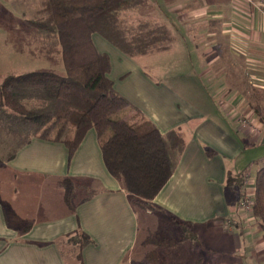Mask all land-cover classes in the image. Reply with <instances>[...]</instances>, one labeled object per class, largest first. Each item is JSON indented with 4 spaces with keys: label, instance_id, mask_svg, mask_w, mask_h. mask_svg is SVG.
Masks as SVG:
<instances>
[{
    "label": "crops",
    "instance_id": "obj_1",
    "mask_svg": "<svg viewBox=\"0 0 264 264\" xmlns=\"http://www.w3.org/2000/svg\"><path fill=\"white\" fill-rule=\"evenodd\" d=\"M30 1L35 0L24 6ZM39 1L35 13L44 0ZM163 1L173 40L167 49L152 53L174 49L175 24L191 28L197 42L177 47L185 64L193 57L201 65L189 73L167 74L153 67L150 72L142 61L150 53L130 57L92 35L96 49L109 56L108 76L129 103L124 109L128 119L134 125L149 121L161 133H183L184 150L151 203L185 232L173 235L169 224L170 235L157 238L165 242L159 247L176 251L174 264H264V231L253 228L258 221L240 207L231 189L237 185L227 183L228 175L245 173L252 185L263 167L251 177L242 166L245 160H237L251 145L264 143L260 130L250 129L264 125V104L252 103L254 95H264V15L237 0ZM253 74L261 76L255 78L260 85H252ZM178 77L180 85L174 84ZM237 111L254 112V117H236ZM241 117L250 118V125L241 127ZM66 178L75 184L69 201ZM37 203L42 211L34 215ZM142 222L126 190L108 172L93 128L71 158L61 141L34 136L22 143L0 128V264H76L65 245L66 235L75 230L91 239L81 250L83 264H133Z\"/></svg>",
    "mask_w": 264,
    "mask_h": 264
},
{
    "label": "trees",
    "instance_id": "obj_2",
    "mask_svg": "<svg viewBox=\"0 0 264 264\" xmlns=\"http://www.w3.org/2000/svg\"><path fill=\"white\" fill-rule=\"evenodd\" d=\"M145 1L44 0L42 7L25 19L26 28L20 30L24 37L16 38L21 46L37 49L34 52L38 55H58L65 73L29 70L8 74L0 81L2 130L22 143L34 136L61 141L71 158L87 130L93 128L108 172L126 190L136 213L139 203L151 211L160 209L151 201L172 175L185 141L179 129L161 133L149 121L134 125L112 118L129 103L114 89L108 76L109 56L96 49L92 35L99 34L130 57L167 49L173 36L164 24H159L158 35L149 31L129 37L119 28L120 14ZM245 177V173L228 175L227 183L242 185ZM253 184L248 212L264 229V166L257 171ZM74 188V182L66 178L67 201ZM65 241L66 252L72 254L76 264H83L81 250L91 242L90 237L75 230L66 235ZM146 243L165 244L155 236ZM160 257L151 250L144 264H167Z\"/></svg>",
    "mask_w": 264,
    "mask_h": 264
},
{
    "label": "rangeland",
    "instance_id": "obj_3",
    "mask_svg": "<svg viewBox=\"0 0 264 264\" xmlns=\"http://www.w3.org/2000/svg\"><path fill=\"white\" fill-rule=\"evenodd\" d=\"M39 2V0H35L34 2L30 1L29 6L25 7L24 5L26 4V0H0V81L8 74L21 73L29 70H50L62 75L65 73L63 64L59 60L58 55L51 58L43 57V55H38L34 52L37 49L32 48V46H21V42L17 40V38L20 36L24 37L23 34L20 33V30L22 28H26L25 20L23 22V18H31L35 14V10L37 9L38 5L40 6ZM163 6V0H147L143 5L140 4L135 9L129 11L127 10L121 13L119 16V28L126 32L129 37L131 35H136L141 32L145 33L149 31H152L153 35H158L159 24L165 25V22H169V15H165L166 13L165 10H163ZM172 29L174 31V35L176 36L177 41V44L174 49L169 52L150 53L142 58V61L147 66V69L150 72H153V69H151V67H153L155 70L160 71L161 73L181 75L182 73H189V71L193 67L199 68L201 66L200 64L197 65L196 63H194L193 57L190 58L189 64H185L183 62L185 60L182 59L183 57L181 56L182 54L179 52V49H177V47L180 46L182 42L184 44V41L197 42V40H194L191 28L189 29L183 26L177 27L175 24ZM192 50V52H194L196 55V46H192ZM212 56H216V51L214 53L209 54L206 57V61L208 62V57ZM223 56H226L225 51L223 52ZM250 74L251 73H249L248 75ZM180 78L181 77H178V79H174V84L181 82ZM250 78H252V85H260L257 80L255 81V78L257 77H255L254 74ZM258 78H261V76H259ZM248 81L249 80L242 79L241 82L242 84L245 83L248 85ZM204 82L208 83L206 80H204ZM213 92L214 90H212V93ZM256 95L252 97V103L257 102L256 106H261L262 104H264V95ZM212 97H214V95H212ZM246 113H249L252 117H254V112L251 113L242 111H237L236 114L238 115L236 117L244 116V114ZM259 114H261V112ZM112 118L128 120L129 123L133 124V122L128 119V112H125L124 110L113 114ZM250 120L247 122V125H250ZM240 126L243 127V125L241 124ZM255 128L253 126L251 127L250 125L251 131L253 130L255 132L257 130H260L261 137L264 141V125H261L259 127L255 126ZM248 149L249 150L244 154V156H241L240 159L237 160V162L244 159L245 162H243L242 166L244 168L246 167L250 172V176L253 177L256 172V169L262 165L264 166V143L256 144L255 146L251 145ZM248 182L250 181L247 177H245L242 185L232 186L231 189L235 192V196L237 198L241 194H243V197H247L251 200V197L254 195V184L252 183V185H250ZM252 186L253 188H251ZM232 198L231 203H236L235 199ZM30 204L31 203H29V205ZM37 204L38 206H36V209L38 211L36 210L34 215L42 211L40 206L41 204ZM137 206L138 214L144 219L145 223H141L143 227L141 228L138 243L131 255L132 263L138 264L139 261L145 260L146 254L152 248L157 249L161 252L159 256H161L160 258L162 259V261H165V263L167 264H174V261H171V255L176 252L175 250L172 249L171 251H165L166 247L160 248L159 246H156L152 243H141V240H146L147 242L148 238L151 236H155L159 239H162V237L169 236L170 233L167 232V227L169 226V224H171L173 227V235H178L182 233V231L185 232V227L183 228L179 225H176L173 221H170L168 217L160 216L159 213H156V211H151L146 205L139 203L137 204ZM52 207H55V205H53ZM147 212L150 214H148ZM152 219L154 220L153 223ZM145 225L147 226V228ZM253 228L257 230L262 229L264 231L263 228H260L258 226V223L254 224ZM198 248L199 250H202L200 247Z\"/></svg>",
    "mask_w": 264,
    "mask_h": 264
},
{
    "label": "built area",
    "instance_id": "obj_4",
    "mask_svg": "<svg viewBox=\"0 0 264 264\" xmlns=\"http://www.w3.org/2000/svg\"><path fill=\"white\" fill-rule=\"evenodd\" d=\"M238 2L258 11L262 15H264V0H237ZM248 119L246 117H241L239 119V123L243 126L247 125ZM240 207L248 211L250 209V199L247 197H243L240 201Z\"/></svg>",
    "mask_w": 264,
    "mask_h": 264
}]
</instances>
